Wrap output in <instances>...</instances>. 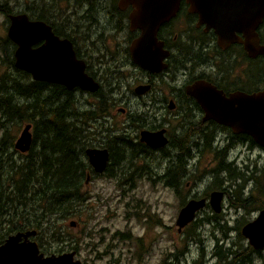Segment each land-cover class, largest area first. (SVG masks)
<instances>
[{
    "label": "flooded vegetation",
    "instance_id": "flooded-vegetation-1",
    "mask_svg": "<svg viewBox=\"0 0 264 264\" xmlns=\"http://www.w3.org/2000/svg\"><path fill=\"white\" fill-rule=\"evenodd\" d=\"M120 1L121 0H64V4L67 7L68 12H70L68 8L71 7V12L78 8L80 13L83 9V12L88 13L90 10L89 7H91L94 3H98V11H101L102 14L106 15V19H110V22L107 23L110 27L107 28L106 31L109 34L111 32L115 34V36L110 34V37H106L104 35L91 36L87 34V31L79 26L81 23L80 21L86 18H88V21H96L94 17L87 14H80L81 16L79 15L78 17H74L69 15L67 12H64V14L61 15L58 12L60 10L56 7L54 0H52V5L55 7L45 11L46 14L41 18H32L29 14L30 7H23V13L28 16V19L42 21L46 26L50 27L52 33L58 39L66 40L70 43L75 59L83 62L84 72L98 83V88L95 91L81 90L78 86L68 89L63 84L48 80L35 81L44 82L50 87L60 85L69 91H73V100L74 105H77V111L82 109L95 112L98 109V104L100 103L99 99L102 98V93H106V89L104 87L105 84L100 81L99 76L102 75L105 77L106 71L109 73L112 71L123 72V69L130 67L134 68V71L140 73L143 79L141 80V77L137 76L138 82L132 89H130L132 90L130 92L133 97L132 100L125 97L119 98L122 99L121 103L123 106L117 107L116 109L123 114L122 116L125 118V121L120 123L121 126L118 127V130L108 129L106 137H103L102 134H98L101 141L98 139L97 132H91V130H94L92 129L93 126L95 127L99 125L97 122L99 118L106 120L107 114L105 115V113L107 110L101 112L96 120L88 122V124L83 127V135H85L83 140L85 141L82 142L85 143L84 155L87 163V149H107L108 151V161L105 168L101 172L95 171L88 163L89 170L85 175V183L87 184L90 180L100 174L108 177L105 173L110 162L111 150L107 143H109L110 138L113 137L114 148L116 150V153H113L114 157L121 159L124 163L130 161L131 166H135L136 172L152 171L156 174L157 178H161L163 180L166 186L175 190L181 186L182 178L185 179V186L190 185V183L194 185V182L190 179L189 164L191 154L189 153L183 154L185 174L177 181L176 187L170 185V179L166 176L167 171L165 170L167 166L170 165L171 160L178 154L175 147L182 144L183 137L190 136L186 145L189 149L191 147L201 148L204 135H215L218 137L217 132L219 131V135L221 137L218 138V142L222 143L223 147L227 148L228 151H231L233 148V146H231L232 141H234L233 137L240 135L251 137L247 132L235 131L233 127L227 123L216 121L213 118H207L206 112L198 103L195 95H198L201 91H203L205 94L210 95V99H214L217 93L219 96L229 99L233 94H251L264 89V52L263 50L259 51V49H262L260 46H264V15L261 23L256 29L257 37L251 36V34L245 33V31H226L220 26V31L217 33L214 28L207 26L206 22H204V20H208V18L203 20L200 18L198 12L191 9V2L201 4L203 3V0H179L176 13L158 25L156 38L162 43L161 52H165L163 53L165 56L162 61L165 63L166 67L162 68L160 71L153 72L140 67L131 58V48L134 46L135 41L141 36L142 29L140 26L134 27L132 25L131 15L135 11L134 6L132 4H127L126 6L120 7ZM141 1V5H143V7L140 10V14H142V17L145 18L147 17L146 15L151 12L149 3L152 0ZM206 1L209 3L211 2V0H204V2ZM143 2L146 3V6H144L145 4H143ZM156 2L158 4H164L163 1ZM0 5L10 6L8 1L3 4L1 3ZM27 8L28 12H26ZM116 9H118L119 12H117ZM210 12L211 11H208V13ZM0 13L3 14L6 19L4 22L6 35H4L1 39L7 43L6 46L11 52L13 67L18 71L29 74L30 78L34 80L28 71L24 69L20 70L15 67L14 56L18 46L17 43H15V41L7 35V29L10 26V19L8 17L11 14H9L10 12ZM138 23L140 25L150 26L151 20L144 21L142 18H139ZM94 38H98V40L103 43V46L101 47L99 44L93 43ZM46 43L47 39L43 38L34 43L32 47L35 48L43 45L45 46ZM249 48L251 49L253 55L249 52ZM103 50L104 52L100 53ZM121 53H123V58H121L115 69L112 68V70H110L111 64L115 63H110L111 58H114L116 55ZM3 61H5V59L2 60V62ZM112 76L115 79L118 78L115 74ZM163 77H165L167 83L165 89L158 86V81H162ZM110 78L111 74L107 77L108 85L110 84ZM119 81H117V83H119ZM16 82H22L23 84L27 83L25 77L16 80L15 83ZM198 83L206 84L205 86H207V89L198 90L196 88ZM145 84L150 85L149 89L143 94H138L135 91V88L139 85ZM112 86H115V84ZM115 93H117V91H114V94ZM84 95L95 98L96 102L87 100ZM43 98L50 99V97L47 98L46 92L43 93ZM81 98L83 99L82 101ZM123 99L127 101H124ZM24 102L26 103L27 101L25 100ZM141 102L143 103L142 105H149V110L138 107V104ZM171 104L172 106H170ZM105 106L106 104L104 103V107ZM130 109H132V111H130ZM27 123L31 124L30 130L32 133L33 144V141L35 140L33 131L34 126L31 122ZM0 131H2V129H0ZM95 131H97L96 128ZM142 131H162V136L166 139V142L162 145H149L141 139L140 133ZM73 136L74 140L78 141V137L75 134H73ZM16 138L12 142L13 158L14 156L19 158L16 153L23 154L22 156H27L30 153L31 147L25 152L16 150L14 148ZM104 138L105 140H102ZM155 141L156 140L154 139L152 140V142ZM154 144H156V142ZM230 146L231 148H229ZM241 148L242 149L239 150L240 153L245 154V152H247L245 154V158L234 160V158L239 155L236 154L235 157L230 160V156H228V164L232 169L235 167L239 170V172L236 173L240 178L245 180L243 182L241 179H237L238 181L241 180V183L243 182L242 195H250L254 198L252 194H254L255 186L252 175L255 171V161L254 159L249 158V152L252 151L253 147L250 143L242 142ZM165 152L168 153V156L162 157L161 154L165 155ZM154 155L158 157V160L161 159L163 161V166H160V170H162L163 173H156V171L152 168L151 161L154 158ZM119 173L120 172L116 173V177H118V179H120ZM179 175L180 174H178L177 177H179ZM227 179L230 182V187H223L222 185L217 190L223 192L224 199L228 196L229 204L226 206V211H228V218L230 221L227 223V217L223 214L226 211L224 212L223 209L224 206L222 204V198V208L219 212H214L217 213L216 215H208L213 218L208 219V222L212 226H219V222H213L215 220L214 218H217L222 222L221 225L232 229L236 228L237 225L240 224L238 216H245L246 214H249V216H253V218L251 217L250 219L252 220L263 207L254 208L252 205L249 207L251 211L246 212L243 208H239L237 205H234L230 200L236 194V190L238 189L236 186L237 182L235 180L231 181L232 179L229 178L228 172ZM120 181L126 183L124 179H120ZM249 183L251 184L250 187ZM210 193L211 192H209L207 196L199 198H206L208 201V195ZM204 207L209 206L206 204ZM205 210L206 209H203L202 212ZM1 212H8V215L13 214L12 218L3 219L2 225L7 224V226H13V224H19L15 223V209L13 207L7 209L3 208L1 209ZM195 220L196 219L193 221ZM190 223L184 227H187ZM31 229L36 230V234L29 236L28 239L33 241L35 240L39 244L38 240L34 239L37 236V228L14 230L8 233L6 237L16 232H25ZM181 230L182 228L180 231ZM215 237L216 236H214V238ZM224 243L227 244V246H224V249H227L226 252L228 253V256L226 258L223 257L221 252L223 248L216 250L215 256L212 255L213 260H215L213 264H253L255 261V254L259 260L257 264H264V249H254L250 245H245L238 248L240 250L237 251L232 247L236 245H232V241L225 240ZM230 248H232V250H228Z\"/></svg>",
    "mask_w": 264,
    "mask_h": 264
},
{
    "label": "rangeland",
    "instance_id": "rangeland-1",
    "mask_svg": "<svg viewBox=\"0 0 264 264\" xmlns=\"http://www.w3.org/2000/svg\"><path fill=\"white\" fill-rule=\"evenodd\" d=\"M5 1H8L10 6L3 5L2 9H7L10 12L9 14H22L23 7L29 6L32 8L29 12L32 18H36L39 15L37 10L41 8L40 4L46 3V0H0V3H5ZM54 1L56 7L63 13L67 12L74 17H78L80 14L93 16L96 21H88V18L80 21L79 26L84 28L87 34L91 36L104 35L110 37V34L115 36L114 33L111 32L109 34L106 31L110 27L107 24L110 22V19H106V15L98 11V3H94L89 7L88 13L83 12L84 9L80 13L78 8L71 12L72 8L69 7L70 13L67 11L64 0ZM26 10L28 12V8ZM5 20V16L0 13V61L4 60L3 48L7 47V43L1 39L6 35ZM93 43L99 44L101 47L103 46V43L98 38H94ZM103 52L104 50L100 53ZM121 58H123V53L111 58L110 63H115L111 64L110 70L116 68ZM3 69L4 67L0 66V71ZM110 74V84L108 85L107 77ZM113 74L118 76V78H113ZM137 76H140L141 80L143 79L142 75L137 71L135 72L132 67L123 69V72L112 71L109 73L106 71L105 77L99 76L100 81L105 84L104 87L106 89V93L102 94L104 95L103 99L106 104L107 111L105 115L107 114V118L106 120L99 118L97 121L99 125L93 126L92 129L94 130H91L92 133L97 132V136L98 134H102L103 137H106L108 129L118 130V127L121 126L120 123L125 121V118L122 116L123 114L116 109L123 106L121 103L122 99L119 98L133 99L130 93L132 90L130 89L138 82ZM114 84L115 86H112ZM158 86L162 89L166 88L165 77H163L162 81H158ZM114 91H117V93L114 94ZM84 96L87 100L96 102L95 98L87 95ZM142 104V102L139 103L138 107L149 110V105ZM25 123L27 122H22L19 126H15L14 124L10 126L11 134L14 136L13 140L19 136ZM95 128L97 131H95ZM1 134H4V132L0 131V136ZM219 134L220 132L218 131V137L213 135L211 153H202L200 151L201 148L191 147L189 168L190 179L194 182V185L190 183V185L185 186V179L182 178L181 186L175 190L166 186L163 180L157 178L156 174L152 171L136 172L134 165L130 169L133 173L131 183L129 181L124 183L118 177L110 178L101 174L96 176L85 185L86 199L81 203L80 209H76L75 216L72 214L66 218H58L56 220L55 227L60 230L61 237L56 239L46 225L42 226V228L46 227L44 230L39 229L37 231V236L34 239L38 240L39 244L34 241L38 246L39 252L43 253L44 256H48L74 251L73 260H79L81 264H213L215 260H213L211 251L212 247L216 245L214 236H217V232L220 231H218L217 226L209 224L208 219L213 218L208 215H216L217 213H214L208 205L210 208L204 207L205 211L202 212V209L196 213V220L191 221L181 231L178 230L175 222L180 208L188 199H198L199 197L207 196L209 192L220 191L217 190L221 186L215 183V176L212 177L210 174L205 175L204 173L206 169L213 168L216 165L214 150L220 151L224 149L222 143L218 142V138L221 137ZM98 139H100L99 136ZM102 140H105V138ZM242 142L250 143L249 140L232 141L231 146L233 148L231 151L226 150L225 162L229 163L228 156H230L231 160L236 154L239 155L234 160L245 158L247 152L242 154L239 151L242 149ZM110 144L114 146L113 141ZM113 146L111 149L114 148ZM252 147V151L249 152V158L254 159L255 162L263 163L264 147L256 143ZM16 154L19 157H23V154ZM151 162V166L156 173H163L160 170V166H163L161 159L158 160V157L154 155ZM193 163L197 165L196 168L195 166L192 167ZM234 171L239 172L235 167ZM220 175L223 179V187H230L227 171H222ZM233 180L240 182L236 178L231 181ZM250 186L251 184L249 183ZM222 204L225 212L226 206L229 204L228 196L226 199L223 197ZM223 214L227 217L228 223L230 221L228 211ZM238 217L240 224L237 225L236 229L232 228L234 230L229 232V237L230 239L233 238L234 241L236 240V245H250L241 234V227L251 221L250 219L253 216L246 214L245 216L240 215ZM70 221H75V224L69 225ZM4 226L6 224L0 225V231ZM238 229L241 236L238 234ZM193 232L198 235L195 237L187 235V233L192 234ZM76 240L79 243L77 251L71 249V247L76 245ZM257 258L255 254L253 264L258 263L259 260Z\"/></svg>",
    "mask_w": 264,
    "mask_h": 264
},
{
    "label": "trees",
    "instance_id": "trees-1",
    "mask_svg": "<svg viewBox=\"0 0 264 264\" xmlns=\"http://www.w3.org/2000/svg\"><path fill=\"white\" fill-rule=\"evenodd\" d=\"M40 5L41 8L37 10L39 13L37 18L43 17L46 14L45 11L55 7L52 5V0H46V3ZM31 10L32 8L29 9V11ZM116 11L119 12L118 9ZM0 12L8 13L7 9L3 10L1 5ZM58 12L61 15L64 14L61 11ZM3 53L5 61H0V66L4 67L0 71V129H2L1 132H4L0 136V225H2L3 219L13 216V214L8 215V212L2 213L1 209L12 207L15 209V223L19 224H13V226L6 224L2 227L0 243L8 233L24 228L44 230L47 227L58 239L61 237V233L55 227L56 220L72 214L75 216L76 209L79 210L81 203L86 199L85 175L89 170V165L84 155L83 127L88 122L96 120L98 115L106 110L104 95L102 94V98L99 99L100 103L95 112L82 109L77 111V105H74L73 91L60 85L50 87L44 82L32 80L29 74L13 67L11 52L7 47L3 48ZM22 77H25L27 83H15ZM44 92L50 99L43 98ZM22 122L33 124L35 140L27 156L19 158L14 156L13 158L12 141L14 136L11 134L10 126L13 124L19 126ZM73 134L78 137V141L74 140ZM189 138L190 136L183 137L182 144L175 147L178 154L165 170L167 171L166 176L170 179V185L174 187L177 186V181L181 176L185 174L183 154H191L192 150L186 146ZM203 138L200 151L211 153L213 135H204ZM233 140H249L252 145L255 143L251 137L246 135L235 136ZM112 141H114L113 137L107 143L111 150V156L105 174L113 178L116 177L117 172H120L119 178L131 183L130 161L124 163L121 159L114 157L113 153H116V150L115 148L111 149ZM226 150L227 148L220 151L214 150L216 165L204 171L205 175L215 176V183L218 186L223 184L220 175L222 171H227L230 179L236 178V180L245 181L224 161ZM161 156L167 157L168 153L165 152V155L161 154ZM254 165L255 171L252 175L255 186L254 194H252L254 198L250 195H242L243 182L241 183L240 180L236 185L238 188L236 194L230 200L246 212L251 211L249 207L252 205L254 208L264 207V162H255ZM193 166L197 167L195 163L192 164ZM178 174H180L179 177H177ZM214 219L213 222L220 223L217 226L220 232H217L215 237L217 243L215 247H212V255L215 256L216 250L223 248L221 252L226 258L228 253L224 246L227 244L224 241L228 240L233 242L232 245L236 244L234 239L229 237V232L234 229L221 225L220 219ZM43 225L46 227L42 228ZM238 234L241 236L239 229ZM187 235L195 237L198 234L193 232L192 234L187 233ZM78 244L76 240V245L71 249L77 251ZM241 246L232 247L238 249ZM228 250H232V248ZM232 253L234 254L233 251Z\"/></svg>",
    "mask_w": 264,
    "mask_h": 264
},
{
    "label": "water",
    "instance_id": "water-1",
    "mask_svg": "<svg viewBox=\"0 0 264 264\" xmlns=\"http://www.w3.org/2000/svg\"><path fill=\"white\" fill-rule=\"evenodd\" d=\"M156 1H163L158 4ZM146 2V1H145ZM179 0H152L149 3L151 9L147 17H142L140 10L143 7L140 0H121L120 7L132 4L135 11L131 15L132 25L140 26L142 34L131 48V58L140 67L157 72L165 68L162 61L165 52H161L162 43L156 38L158 25L166 21L176 13ZM146 6V3L143 2ZM191 9L199 13L207 26H211L219 33V26L226 31H245L251 36L257 37L256 29L264 15V0H211L195 4L191 2ZM208 11H211L208 13ZM10 26L7 35L17 43L15 51V67L28 71L34 80H48L63 84L68 89L78 86L81 90L95 91L98 83L84 72V64L76 60L71 45L66 40L58 39L40 20H30L25 13L9 15ZM151 20V25H140L138 19ZM46 38L44 46L33 48L32 45ZM264 52V46H260ZM46 49V50H45ZM258 51V52H259ZM249 52L253 55L251 49ZM26 60V61H25ZM206 84L198 83V90L207 89ZM150 87L149 84L139 85L135 88L138 94H143ZM201 95V96H200ZM201 91L195 97L200 106L206 112L207 118L227 123L235 131L247 132L254 142L264 147V89L255 93H237L229 99L219 96L214 99ZM172 106V104L170 105ZM31 124L23 126L19 136L14 142V148L20 152L27 151L32 145ZM141 139L153 146L162 145L166 139L162 131L140 133ZM156 140L152 142V140ZM88 163L95 171L101 172L108 161L107 149H87ZM222 191H212L206 198H191L180 208L176 226L180 231L185 225L196 218V212L208 204L214 212L222 208ZM74 225V221L69 222ZM36 234L31 229L25 232H16L6 237L0 243V264H81L79 260H73L74 251L63 252L58 255L44 256L40 253L35 241L28 237ZM241 234L247 239L254 249L264 248V207L259 210L254 219L241 227Z\"/></svg>",
    "mask_w": 264,
    "mask_h": 264
}]
</instances>
